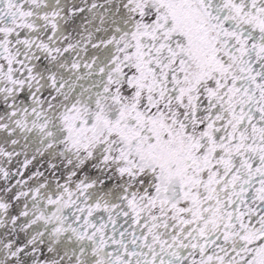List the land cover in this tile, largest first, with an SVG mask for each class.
<instances>
[{
	"label": "snow or ice",
	"instance_id": "snow-or-ice-1",
	"mask_svg": "<svg viewBox=\"0 0 264 264\" xmlns=\"http://www.w3.org/2000/svg\"><path fill=\"white\" fill-rule=\"evenodd\" d=\"M0 264H264V0H0Z\"/></svg>",
	"mask_w": 264,
	"mask_h": 264
}]
</instances>
